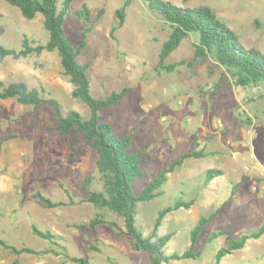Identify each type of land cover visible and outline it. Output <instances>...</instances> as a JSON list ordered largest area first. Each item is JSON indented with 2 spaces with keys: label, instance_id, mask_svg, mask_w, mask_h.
I'll list each match as a JSON object with an SVG mask.
<instances>
[{
  "label": "rangeland",
  "instance_id": "374dc122",
  "mask_svg": "<svg viewBox=\"0 0 264 264\" xmlns=\"http://www.w3.org/2000/svg\"><path fill=\"white\" fill-rule=\"evenodd\" d=\"M63 1L57 0L58 10L64 8ZM164 1L183 8H211L243 46L264 54V0ZM71 5H86L91 13V22L66 13L64 37L75 48L84 43L78 61L89 64L92 96L104 99L127 89L118 104L100 112V122L109 124L116 136L131 137L130 150L144 154L139 159L144 176L133 184L134 194L140 195L182 154L205 155L183 160L168 173L160 195L138 203L137 227L149 237L161 210L178 200L193 202L189 208L167 212L156 235H172L163 249L166 255L182 254L190 248L199 220L214 214L194 245L200 256L163 264H217L218 251L231 239L264 225L262 90L235 85L212 56L204 64H185L172 72L161 69L159 53L169 25L145 0H72ZM119 9L125 11V22L115 29ZM25 37L32 44L49 40L44 17L26 19L18 8L0 0V43L19 50ZM195 41L194 35L186 38L166 63L191 61ZM0 81L45 90L61 104L64 115L77 111L84 119L91 116V109L72 96L74 86L63 75L57 50L18 59L0 57ZM57 125L49 103L34 108L16 98L0 100V238L19 249L35 250L16 253L0 245V264H78L60 246L36 235L33 226L60 235L68 255L90 264H107L109 258L119 264H147L149 255L134 250L130 236L118 235L108 223L88 224L101 215L124 228L122 217L88 201L48 208L33 197L40 191L53 201H79L89 193L86 176L93 178L91 190L102 189L98 155L84 140L74 143L78 134L61 135ZM209 170L223 174L210 178ZM219 232L223 234L209 239ZM220 264H264V236L248 240L245 248L227 254Z\"/></svg>",
  "mask_w": 264,
  "mask_h": 264
},
{
  "label": "trees",
  "instance_id": "16d2710c",
  "mask_svg": "<svg viewBox=\"0 0 264 264\" xmlns=\"http://www.w3.org/2000/svg\"><path fill=\"white\" fill-rule=\"evenodd\" d=\"M4 1L18 8L26 19L31 20L39 14L42 15L44 17V26L49 32L50 38L45 44H32L25 37L22 48L19 50L8 48L0 43V57L12 56L18 59L22 56L39 55L44 51L57 50L61 57L63 75L74 86L72 96L85 103L91 109V116L88 119H84L77 111H69L64 115L63 108L56 99L47 97L49 94L45 90L39 91L36 88H30L24 82L5 84L0 81V100L16 98L20 104L34 108L47 103L53 105L58 118L57 131L61 135L78 134L80 138L76 139L74 143L77 144L81 140H84L98 155L96 171L99 176L98 181L102 183V189L91 190L93 178L86 176L84 185L88 188L89 193L87 197L81 198L79 201L71 197L69 201H53L40 191L35 192L33 197L48 208H57L88 201L98 208H106L110 212L122 217L124 228H120L116 222L105 220L101 215H97L88 224L91 227H96L98 224L108 223L118 235L124 234L130 236L131 247L136 251H144L149 255V262L147 264H163L169 263L171 260L199 257L200 253L194 251V245L204 226L215 217L214 214L199 220L191 233L192 243L189 249L185 250L182 254L174 253L170 255H166L163 249L170 241L172 235L157 236V229L167 212L179 209L182 206L189 208L193 202L178 200L175 205L161 210L155 222L154 233L149 237H145L137 227L136 216L139 202L152 200L161 194L159 189L168 181V173L173 171L185 159L192 157L201 158L205 155L200 151L182 154L181 159L171 161L169 167L146 186L140 195H135L133 184L137 179L144 176V172L139 165V159L144 154L142 151L130 150L133 145L131 137L116 136L109 124L100 122V112L114 104H118L124 98L127 89L121 92L109 93L104 99H97L92 96L90 79L87 74L89 64L81 65L78 61V56L84 47V43L75 48L64 37L66 13L78 17L85 16L88 22H91V13L88 7L84 5L83 9H75L71 5L72 0H64V8L62 10H58L56 6L57 0ZM145 2L150 10L159 13L169 25L167 39L162 43L159 53V67L161 69L172 72L178 66L185 64L188 66L204 64L212 56L231 77L235 85L240 87H257L262 90L261 96L264 98V54L257 49L243 46L234 31L218 20L211 8H183L164 0H145ZM102 12L101 10L98 13V17L95 20L100 18ZM116 13L119 21L116 27H114L115 29L122 27L125 22L124 9H119ZM190 35L196 37L191 61L183 60L167 64V57L178 49L182 42L186 38H189ZM222 174L221 171L209 170L207 172V176L210 178ZM68 192L66 190V193ZM33 230L36 235L60 246L62 252H64L63 254L72 261L78 264H90L88 259L68 255L66 246L60 243V241L64 240L60 235L50 230H40L36 226H33ZM219 234H223V232L214 233L209 239L213 240ZM263 236L264 225L239 238L231 239L228 246H224L218 251L216 255L217 264H220L222 258L227 254H232L236 250L245 248L248 240L259 239ZM0 245L16 253L35 252L31 247L19 249L11 246L1 238ZM92 248L98 249L97 247ZM107 264H119V262L115 261L114 258H109Z\"/></svg>",
  "mask_w": 264,
  "mask_h": 264
}]
</instances>
